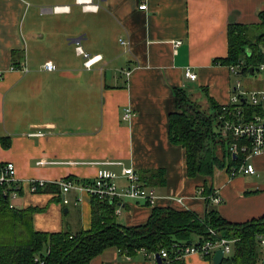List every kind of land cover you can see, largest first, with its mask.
<instances>
[{
	"label": "crops",
	"instance_id": "crops-1",
	"mask_svg": "<svg viewBox=\"0 0 264 264\" xmlns=\"http://www.w3.org/2000/svg\"><path fill=\"white\" fill-rule=\"evenodd\" d=\"M143 4L146 10L139 9ZM64 7L70 11H55ZM263 11L264 0H101L96 12L85 11L77 0H0V165L16 167V207L43 209L33 217L35 230L90 231L92 199L71 190L64 206V195L51 187L70 177L92 181L99 168L117 174L120 188L126 185L123 168H133L155 190L154 205L115 204L117 222L129 228L145 225L157 207L203 218L204 185L222 199L220 205L211 202L228 222L262 219L264 152L248 160L256 167L253 175L232 177L226 158L227 166L213 177L190 178L185 150L169 140V117L176 111V88L188 89L207 107L209 99L228 107L236 95L254 106V92L242 90L239 70L213 62L228 56L229 26L258 25ZM79 47L97 58L91 67ZM14 52L23 56L26 72L12 69ZM187 69L195 81L186 79ZM128 107L134 115L124 122ZM257 107L261 113L245 122L264 119V107ZM34 180L47 184L31 193ZM194 236L199 243L202 237ZM153 255L138 251L131 257L111 247L90 264H155ZM204 257L188 255L181 263L213 264V256Z\"/></svg>",
	"mask_w": 264,
	"mask_h": 264
},
{
	"label": "trees",
	"instance_id": "trees-1",
	"mask_svg": "<svg viewBox=\"0 0 264 264\" xmlns=\"http://www.w3.org/2000/svg\"><path fill=\"white\" fill-rule=\"evenodd\" d=\"M259 17L258 25L229 26L228 56L215 59L213 63L236 67L243 75H247L251 67L255 68V73L259 72L258 67L264 65V11ZM16 55L14 52L12 63L18 67L23 56L18 59ZM173 92L176 111L169 117V140L172 145L185 150L188 177L211 178L216 169L227 166L226 158L230 160L227 169L230 173L239 169L244 156L234 159L230 154V145L235 140L223 137L221 124L225 120L248 121L250 116L261 113L258 105L248 104V99L241 95L237 104L223 110V106L209 99L214 113L207 115L186 90L176 88ZM238 112L242 116L238 117ZM221 118L224 120L220 121ZM2 141L9 145L7 139ZM3 167L0 165V171ZM64 180L74 181L71 177ZM51 189L60 190L58 185H52ZM3 190L0 185V264H90L93 258L111 247L131 257L138 251L157 255L167 250L175 258L174 245H190L193 234L202 237L199 243L217 239L235 241L234 256L226 258L223 264H262L259 237L264 236V217L246 223L228 222L211 202V190L207 185L202 190L207 202L203 218L192 211L157 207L145 225L130 228L117 222L115 203L100 202L92 197V228L76 235L70 230L36 231L33 217L43 209L10 208ZM204 258L211 261L210 256ZM174 264L182 263L174 261Z\"/></svg>",
	"mask_w": 264,
	"mask_h": 264
},
{
	"label": "built area",
	"instance_id": "built-area-1",
	"mask_svg": "<svg viewBox=\"0 0 264 264\" xmlns=\"http://www.w3.org/2000/svg\"><path fill=\"white\" fill-rule=\"evenodd\" d=\"M101 0H91V4L87 2L79 3L85 9H90L93 5L100 9ZM141 10H146L147 5L143 4L139 7ZM181 41L175 43V46L181 45ZM122 44H125L124 42ZM79 54L84 55L88 61L85 66L91 67L97 58L89 59L83 50L79 47L77 48ZM23 62V61H22ZM49 63L45 65L47 70L53 69V64L51 67L48 66ZM19 68L20 70L26 72L27 68L25 64H20L18 67L12 66V69ZM232 72H236L238 68H231ZM260 70H264V65L260 66ZM129 73H127L128 75ZM185 77L189 81H195L197 75L190 71L189 69L185 72ZM240 88V83H238L236 90ZM242 94V93H241ZM241 95H236L231 99V104H237ZM250 101L253 105H261L264 107V93H251ZM226 110V107H224ZM134 115L132 108L128 107L125 109L122 120L128 122ZM242 116L238 112V117ZM220 120V119H219ZM221 118L220 121H223ZM221 129L225 138L233 137L234 142L230 145L229 152L232 156L237 157L240 155L244 156V161L239 169H233L231 176L234 177L240 172L245 174L253 175L256 172V167L253 163H248V160L253 156L259 155L264 152V119L257 118L254 122H245L239 120H225L221 124ZM42 136V134H39ZM242 141L243 143H239ZM44 164V162H40ZM74 164V163H70ZM122 177L126 181V185L123 188L119 187L118 179L119 176L106 168H99L95 178L92 181H86L84 183H77L75 181L60 179L56 182L59 186L60 191L63 196V205L69 203L68 199L65 198V194L71 190H77L81 194H86L88 197L99 200L100 202H110V203H123L128 201L145 202L150 205H154L156 202V193L154 189L144 186L138 173L133 168H123ZM46 182L42 180H34L30 184L31 193H37L46 186ZM0 185L4 187V194L9 200L10 208H17L16 201L20 196L21 184L16 177V167L13 163H7L0 171ZM210 200L216 204L220 205L222 199L219 196L211 195ZM119 212V211H117ZM214 234L213 231H210ZM235 241H230L227 239H217L216 241H206L203 243H191L187 246L174 245L175 258L171 257L167 250H162L159 255L163 259V264H174V261H181L188 255L198 254L201 256L212 257L215 251L223 249L225 257L228 253H231V243ZM259 248L261 251V261L264 264V236L259 237ZM122 253L121 250H119ZM152 259L156 263V255L152 256Z\"/></svg>",
	"mask_w": 264,
	"mask_h": 264
},
{
	"label": "rangeland",
	"instance_id": "rangeland-1",
	"mask_svg": "<svg viewBox=\"0 0 264 264\" xmlns=\"http://www.w3.org/2000/svg\"><path fill=\"white\" fill-rule=\"evenodd\" d=\"M238 79L242 85V90H244V91H247V92H262V91H264V71L261 73L257 72L254 75V77H250L249 75H240V76H238ZM186 90L188 93H190V91H188V89H186ZM194 92H196L195 89H194ZM194 102L197 103L199 105V107L201 108V110L204 111L207 115H212L214 113V110L211 109L210 106L207 107L206 103H201V99L195 100ZM253 178H256V177H253ZM65 216L68 217V215H65ZM66 221L67 220H65V222ZM65 230H69L68 227H66ZM197 240H198L197 237L194 236L192 238V243L196 244ZM231 248H232L231 253L227 254V257H229V258L234 256V254H235L234 253L235 248H234L233 244L231 245Z\"/></svg>",
	"mask_w": 264,
	"mask_h": 264
},
{
	"label": "water",
	"instance_id": "water-1",
	"mask_svg": "<svg viewBox=\"0 0 264 264\" xmlns=\"http://www.w3.org/2000/svg\"><path fill=\"white\" fill-rule=\"evenodd\" d=\"M243 72H239V75H243ZM248 74L250 77H254L255 74V68L251 67L248 71ZM67 212V210H65ZM225 260V253L223 249H219L215 251L212 257V263L213 264H222ZM156 263L157 264H163V259L160 257L159 254L156 255Z\"/></svg>",
	"mask_w": 264,
	"mask_h": 264
},
{
	"label": "clouds",
	"instance_id": "clouds-1",
	"mask_svg": "<svg viewBox=\"0 0 264 264\" xmlns=\"http://www.w3.org/2000/svg\"><path fill=\"white\" fill-rule=\"evenodd\" d=\"M84 2H87L88 4H91V0H77V3H84ZM93 11V12H96V11H98L99 9H98V7L97 6H92L90 9H85V11ZM55 11H57V12H60V11H63V12H68V11H70V9L69 8H67V7H64V8H57ZM49 67H51V63H49V65H48Z\"/></svg>",
	"mask_w": 264,
	"mask_h": 264
}]
</instances>
